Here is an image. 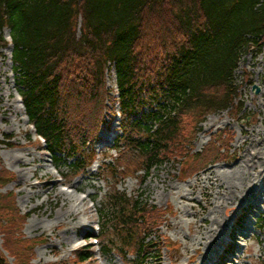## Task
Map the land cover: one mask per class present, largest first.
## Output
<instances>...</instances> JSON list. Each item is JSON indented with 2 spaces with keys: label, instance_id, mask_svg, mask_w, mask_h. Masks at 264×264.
<instances>
[{
  "label": "trees",
  "instance_id": "16d2710c",
  "mask_svg": "<svg viewBox=\"0 0 264 264\" xmlns=\"http://www.w3.org/2000/svg\"><path fill=\"white\" fill-rule=\"evenodd\" d=\"M5 29L27 115L52 156L76 159L78 172L90 164L78 158L87 156L102 120L112 62L126 154L145 176L191 156L190 178L214 163L225 145L211 141L192 154L186 116L195 119L191 137L207 115L233 108L239 64L264 44V0H0L2 49L9 45ZM152 37L161 42L160 54L146 52L158 47ZM148 106L153 111L145 114ZM12 181L0 168V187ZM102 212L106 226H115L122 244L133 243L139 263L147 264L156 246L149 237L163 214L118 192ZM25 220L13 193H0L3 248L14 264H31L34 255L35 244L21 234ZM82 254L81 261L90 258ZM0 264H9L1 249Z\"/></svg>",
  "mask_w": 264,
  "mask_h": 264
},
{
  "label": "rangeland",
  "instance_id": "374dc122",
  "mask_svg": "<svg viewBox=\"0 0 264 264\" xmlns=\"http://www.w3.org/2000/svg\"><path fill=\"white\" fill-rule=\"evenodd\" d=\"M81 21L79 19V23ZM5 37L10 41L8 31L5 32ZM152 38L156 40L155 37ZM156 42L158 47L151 46L154 48L146 52L160 54L163 48L160 41ZM259 49L261 52H258ZM11 53L10 49H0V168L9 171L13 181L0 187V193L12 192L20 215L27 217L21 234L35 244L31 264L133 263L131 256L124 263L116 250H113L119 245V237L115 231L110 230L101 235L102 243H106L108 251L110 249L107 253L104 250L101 253V246L95 244L94 240H85L88 234L85 229L88 226L93 228V234L98 237L96 228L99 217L95 209L101 211L110 200V195L117 190L132 200L140 199L148 206L164 210L165 224H159L158 232L153 231L151 235L153 241L162 237L160 240L163 246L154 253L153 261L149 264H187L191 257L196 259L194 264H202L201 254L209 250L210 245H215L213 240L219 232L228 241L231 229L223 225L225 220V223L229 220L243 224L240 228H234L235 238L230 240V252L234 254V258L238 255L231 264H264V228L260 227V222L258 227L256 224L264 207V44L243 56L235 74L237 96L231 110L207 115L191 137L195 119L193 114L186 116L185 132L188 139L185 144L189 141L188 145L192 148L190 150H193L191 153L202 151L212 138L213 142H219L215 147L225 145L214 165L189 179L186 174L192 161L191 156L185 160H168L145 178L143 173L138 172L141 165L135 157L126 154L124 149H121L122 154L115 151L112 145L101 150L103 144L99 141L105 143L115 123L114 115L109 113L105 114V121L100 127L95 144L87 147L90 154L93 150L97 152V162L89 172L76 176L70 166L72 162L52 157L30 127L19 97V77L14 71ZM109 74L108 85L111 89L114 84L112 72ZM254 86L260 89L259 94L253 90ZM114 110L116 112V107ZM15 156L22 159L20 164L13 159ZM243 161L250 164L249 169L245 173L241 172L244 180L233 191L234 201L227 202L225 198L229 194V182L224 178L229 173L239 171ZM98 166V174L90 172L91 169L96 171ZM216 179L219 180L218 183ZM74 187L79 189L76 195L86 199L90 218L87 220V217L79 216L81 225H84L73 228L68 225V217L60 220L63 200L57 194H71ZM242 187L247 190L244 197L241 194ZM87 196L88 198H84ZM92 201H95V207H92ZM219 203L223 205L217 210L215 217L214 206ZM215 219L221 229H216L213 225ZM192 223L193 227L190 229ZM1 225L0 222V246H3ZM197 229L203 233L201 238H197L198 233H201ZM212 229L214 230L206 237L205 233ZM251 229L254 231H250ZM66 231L73 236L75 234L76 238L66 240ZM220 237L221 235L219 239ZM111 241L113 243L110 248ZM169 243H173L171 246L175 247L171 251L166 247ZM78 250H89L92 260L79 263L75 257ZM129 252L133 253V249ZM231 258L233 256L229 255L223 261L228 263Z\"/></svg>",
  "mask_w": 264,
  "mask_h": 264
},
{
  "label": "bare ground",
  "instance_id": "6f19581e",
  "mask_svg": "<svg viewBox=\"0 0 264 264\" xmlns=\"http://www.w3.org/2000/svg\"><path fill=\"white\" fill-rule=\"evenodd\" d=\"M202 139H203V137H202ZM201 144H202V141H201ZM13 159L19 164L22 162V159L19 157L15 156ZM249 166H250V164L243 161L239 167V171H237L235 173H229L228 176H225V178L227 180L225 178H224V180L229 182V194H228V197L225 198V200L227 202H233L234 201L233 195H232L233 191H236L238 189V187L241 186V182H243V180H244V178L241 176V172L245 173V171H247L249 169ZM47 174H48V172H47ZM216 182L218 183L219 180L216 179ZM74 188H75V190H74V193H72V194L65 193V192L57 194V197H60L63 200V205L61 207V211H62L61 214L62 215L60 216V220H62L65 217H68V219H70L68 222V225L72 226L73 228L76 226L80 227V226L84 225V224L81 225V223H80L81 219L79 218V216H81V215L85 216V217H87V218H85L87 220L90 218V215H88L90 213V209L87 206L86 199L79 198L78 195H76L78 193L79 189H78V187H74ZM242 190H243V192H241V194L244 197L247 194V190L244 187H242ZM262 192H264V187L262 189ZM65 195H70V196H65ZM217 199H219V198H217ZM222 205H223L222 203H219L218 205L214 206L215 209H214L213 215H215V217H217L216 216L217 210L220 209V206H222ZM213 222H214L213 225L217 227L216 229H221V227H220V225L216 219ZM192 227H193V223L190 224V229H192ZM197 230H199V229H197ZM213 230L214 229L208 230L205 233V236L208 237L209 234ZM199 232H201V231L199 230ZM201 234H203V233L202 232L198 233L197 238H201ZM65 237H66V240H71L73 238H76V235L74 234V236H73L72 234H69V231L68 232L66 231ZM192 242H194V241H192ZM220 242L222 243V240ZM73 246L74 245H72V247ZM215 254H216L215 251H213V255L210 258H208L207 260H211L213 258V256H215ZM195 262H196V259H194V257H191V259L190 258L188 259L187 264H194Z\"/></svg>",
  "mask_w": 264,
  "mask_h": 264
},
{
  "label": "water",
  "instance_id": "95a60500",
  "mask_svg": "<svg viewBox=\"0 0 264 264\" xmlns=\"http://www.w3.org/2000/svg\"><path fill=\"white\" fill-rule=\"evenodd\" d=\"M254 89L256 90V93H259V89L255 86Z\"/></svg>",
  "mask_w": 264,
  "mask_h": 264
}]
</instances>
